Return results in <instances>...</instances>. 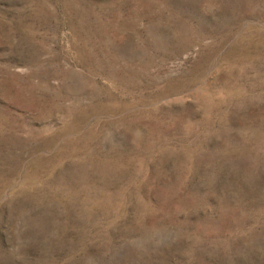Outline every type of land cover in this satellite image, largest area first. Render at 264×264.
<instances>
[{"label":"rangeland","instance_id":"374dc122","mask_svg":"<svg viewBox=\"0 0 264 264\" xmlns=\"http://www.w3.org/2000/svg\"><path fill=\"white\" fill-rule=\"evenodd\" d=\"M0 264H264V0H0Z\"/></svg>","mask_w":264,"mask_h":264}]
</instances>
